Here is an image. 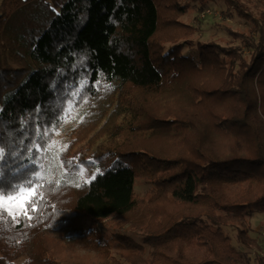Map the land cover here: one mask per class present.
<instances>
[{"label": "trees", "instance_id": "1", "mask_svg": "<svg viewBox=\"0 0 264 264\" xmlns=\"http://www.w3.org/2000/svg\"><path fill=\"white\" fill-rule=\"evenodd\" d=\"M218 2L247 23L226 43L183 19ZM0 148V185L48 177L31 220H0V264H62L49 232L98 264H264L229 230L251 251L264 228V6L0 0Z\"/></svg>", "mask_w": 264, "mask_h": 264}, {"label": "rangeland", "instance_id": "2", "mask_svg": "<svg viewBox=\"0 0 264 264\" xmlns=\"http://www.w3.org/2000/svg\"><path fill=\"white\" fill-rule=\"evenodd\" d=\"M246 2L254 9L258 11L264 6V0H246ZM203 11H209L205 16H202ZM188 22L195 24L198 28L197 37L204 41L214 40L220 43H226L231 39V36L228 34L227 30L223 24L232 26L235 29H244L247 26V23L240 18L235 12L232 13V16L227 12V7L223 2L210 3L208 7L204 10H194L189 14L183 17ZM148 188V185L145 183H138L136 190L139 194L143 195ZM19 206V201L12 207L16 208ZM262 215H255L252 217L251 224V234L256 238L257 242L255 243V249H248L244 246L238 244L235 240V232L233 228H229L232 236L234 245L245 251H249V254L253 257V250H262L264 245V240H259L262 228L260 222ZM107 223L99 224L101 231L107 230ZM264 236V234H262ZM47 242L50 248V253L59 259L62 264H98L99 262L106 259L105 251L95 246V242L92 240L90 243H79L76 245H71L65 242L63 239L59 238L57 235L49 232L47 234ZM114 254V252H111ZM21 262V261H20ZM250 264H254V261L251 260Z\"/></svg>", "mask_w": 264, "mask_h": 264}, {"label": "snow or ice", "instance_id": "3", "mask_svg": "<svg viewBox=\"0 0 264 264\" xmlns=\"http://www.w3.org/2000/svg\"><path fill=\"white\" fill-rule=\"evenodd\" d=\"M54 144L55 141H53V145ZM36 147L39 149L42 145L37 144ZM4 153L5 149L0 148V160L4 159ZM52 159L56 160L57 157L53 156ZM72 163V160L66 162L60 161L56 167L68 171L65 164ZM41 168H43V166H41ZM82 168L83 164H81V169ZM92 179H95V176H92ZM47 180L46 171L35 170L31 172L30 177L23 184L0 185V220L11 217V220L17 224L21 223L19 219L20 216L25 217L27 220H31L32 217L29 215V212L37 210L38 202L44 199V193L38 190L44 188V183H42V181ZM55 182L59 183L58 180ZM77 187H79V185H77ZM17 201H19V206L16 208L12 207Z\"/></svg>", "mask_w": 264, "mask_h": 264}, {"label": "built area", "instance_id": "4", "mask_svg": "<svg viewBox=\"0 0 264 264\" xmlns=\"http://www.w3.org/2000/svg\"><path fill=\"white\" fill-rule=\"evenodd\" d=\"M209 12V11H208ZM207 11H203V13H202V16H205L206 15V13H208Z\"/></svg>", "mask_w": 264, "mask_h": 264}]
</instances>
